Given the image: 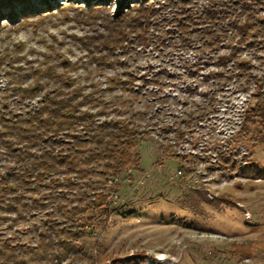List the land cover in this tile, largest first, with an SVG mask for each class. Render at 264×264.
<instances>
[{"label":"trees","instance_id":"trees-1","mask_svg":"<svg viewBox=\"0 0 264 264\" xmlns=\"http://www.w3.org/2000/svg\"><path fill=\"white\" fill-rule=\"evenodd\" d=\"M52 1L54 6L49 0H0V16L19 28L32 26L36 31L46 17L56 13L62 22L80 28L63 36L69 37L79 52L73 57L46 45L45 39L42 43L49 52H41V60L32 61L22 54V42L0 52L3 73L15 75L7 88L11 94L6 96L19 103L37 98L25 112L13 110L9 118L1 116L0 141L17 165L12 169V182L0 180L2 218L19 223L26 214L34 215V209L43 211L40 225L35 223L34 242L19 235L0 240V264H53V260L72 259L76 251L85 254L80 239L89 226L105 228L113 214L130 213L116 206L110 196L116 195L130 169L142 171L137 147L149 131L125 99L114 107V116L106 106L97 104L94 93L99 82L94 81L93 74L103 76L109 89L118 84L130 89L131 79L121 80L114 69L116 65L127 66L134 59L131 53L140 46L168 43L173 48L189 47L196 40L186 35L195 28L200 39L204 37L203 43L214 50L223 43L227 52L207 60L227 69L223 83L232 75L237 80L236 89L251 96L234 139L252 145L264 141L262 0H234L238 8L228 6L224 11L218 7L222 5L218 0H207L201 10L183 11L180 20L171 0L162 6H157L156 0H135L130 8V0H118L125 2L124 11L121 7L111 9L110 0ZM169 6L171 19L161 20L167 28L155 36L158 14ZM226 11L232 17L218 27L216 21L227 17ZM254 58L260 60L258 70ZM23 60L27 63L24 68ZM183 169L178 161L177 170L181 173ZM31 229L22 223L20 230L26 235ZM88 264H95V258ZM109 264L122 263L113 258Z\"/></svg>","mask_w":264,"mask_h":264},{"label":"rangeland","instance_id":"rangeland-1","mask_svg":"<svg viewBox=\"0 0 264 264\" xmlns=\"http://www.w3.org/2000/svg\"><path fill=\"white\" fill-rule=\"evenodd\" d=\"M132 1H128V8ZM49 2L54 6L55 1ZM171 2L181 15L179 20L183 11L201 10L207 4V0ZM217 2L222 11L228 6L238 8L234 0ZM261 2L263 14L264 0ZM124 3L110 0L109 6L124 11ZM155 3L162 6L167 1ZM168 9L170 6L159 12L154 35L167 28L161 20L171 19ZM231 17L228 12L216 25ZM71 24L62 22L56 13L33 31L32 26L19 28L0 16V52L22 42L20 52L32 61L41 60L47 44L72 57L79 55L70 38L63 37L80 31ZM195 30L186 35L196 40L189 47L173 48L168 43L140 46L131 53L134 59L127 66L116 65L114 71L121 80L131 79L130 89L120 84L109 89L103 76L93 74L99 82L94 93L97 104L106 106L114 116V107L125 99L149 131L137 147L142 171L130 169L116 195L110 196L116 206L130 213L113 214L105 228L89 226L80 239L86 253L76 251L72 259L53 260V264H88L92 258L95 264H109L113 258L122 264H264V141L252 145L234 139L251 96L236 89L237 80L232 75L223 83L227 69L207 57L216 58L227 50L223 43H218L217 50L205 45L204 37L200 39ZM252 62L256 70L261 67L257 58ZM26 66L23 60L21 67ZM4 68L0 67V121L1 116L9 118L13 110L25 112L37 101L19 103L6 96L11 94L7 88L15 75H5ZM13 159L0 141V180L13 181L12 169L17 166ZM178 161L184 167L181 173ZM32 212L34 215L26 214L17 223L2 218L5 214L0 209V240L19 235L34 242L35 223L40 225L43 211ZM22 223L32 228L26 235L20 230Z\"/></svg>","mask_w":264,"mask_h":264}]
</instances>
